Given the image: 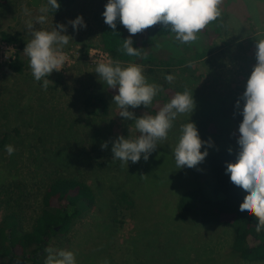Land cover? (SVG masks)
I'll return each instance as SVG.
<instances>
[{
    "label": "rangeland",
    "instance_id": "rangeland-1",
    "mask_svg": "<svg viewBox=\"0 0 264 264\" xmlns=\"http://www.w3.org/2000/svg\"><path fill=\"white\" fill-rule=\"evenodd\" d=\"M107 3L108 0H75L59 15L47 13L43 24H36V17L42 14L39 9L46 6V0H9L0 5V36L3 32L18 34L24 43L22 48L16 46L13 61L21 64L20 71L0 64V140L6 135V145L15 149L12 155L7 153L6 145L0 149V198L5 197L3 189L15 181L24 187L28 204L22 225L29 230L40 209V189L50 178L73 176L91 184L97 205L84 211L68 234L55 237L47 247L73 252L76 264H264L245 261L234 252L232 229L204 225L194 218L183 223L174 212L179 193L189 186L212 196L213 182L207 166L210 153L231 148L238 154L239 132L229 107L235 97L243 95L257 63L256 41L264 39V0H223L220 17L198 34L195 43L176 40L175 47L168 44L171 40L163 38L155 46L154 52L159 51L163 58L172 56L174 61H180L173 66L172 84L176 83L178 92L192 93L195 107L192 113L177 116L167 139L157 142L147 161L143 154L135 164L118 161L121 164L115 174L92 169L96 163L106 161V156L95 158L90 144L83 139L94 122L84 112L82 99L88 86L103 85L89 53L101 49L102 14ZM78 16L83 17L86 28L76 31L68 21ZM30 22L34 30L47 31L64 24L67 31L63 34L72 37L63 47L68 57L64 68L52 72L48 77L52 84L46 89L43 79H34L29 58L23 54L31 38ZM120 66L126 68L129 64ZM142 68L151 84L147 67ZM165 95L164 91L158 92L153 103L166 104ZM112 104L110 135L115 140L120 136L135 139L139 133L134 121L119 116L120 109L113 99ZM128 110L137 118L151 114L143 105ZM188 122L194 123L201 140L210 141L212 146L201 148L208 155L196 167L179 169L173 152L181 125ZM208 122L218 132L215 137L210 136ZM81 157L91 158L90 163L81 164ZM110 188L133 193L135 207L130 211L112 208L106 197H111ZM4 211L0 206V220ZM47 255L46 252L45 261Z\"/></svg>",
    "mask_w": 264,
    "mask_h": 264
},
{
    "label": "clouds",
    "instance_id": "clouds-1",
    "mask_svg": "<svg viewBox=\"0 0 264 264\" xmlns=\"http://www.w3.org/2000/svg\"><path fill=\"white\" fill-rule=\"evenodd\" d=\"M222 2L223 0H108L102 15L104 23L113 32L119 19L130 34L128 39L123 40V50L129 56H139L140 50L133 47L131 36L159 23L170 27L177 41L183 44L195 43L199 39L198 34L220 17ZM59 8L57 0H48V4L39 9L42 14L36 17V24L45 23L47 13ZM25 12L28 13L27 8ZM68 24L76 31L86 28L82 16L68 21ZM33 25L31 22L28 24L31 38L26 43L23 54L29 58L34 79H43L42 86L46 89L52 84L48 79L52 72L64 68L68 57L63 47L69 44L72 37L63 34L67 31L64 24H57L51 31L34 30ZM255 47L257 63L247 80L243 95L235 104V114L242 116L236 141L239 151L236 162L226 165V174H230V181L246 193L239 211L255 218V230L260 233L264 230V39L256 41ZM95 73L110 89L116 90L113 102L120 109L119 116L133 120L139 133L135 139L120 136L112 142V158L123 164L128 165L129 161L134 164L139 162L142 154L147 161L156 150L157 142L167 139L177 116L194 110L193 95L185 90L177 92L156 115L144 114L137 118L128 109H136L141 105L150 107L154 97L162 91V86L148 83L142 66L137 64L122 68L119 61L99 62ZM45 77L47 78L44 79ZM174 79L172 75L165 76L168 83H172ZM205 145L212 146L210 141L201 140L194 123L181 125V135L173 152L176 166L179 169L185 166L196 167L208 155L206 150L201 152ZM5 147L9 155L15 151L11 145ZM101 148L107 149L108 142L103 143ZM228 151L231 154L232 149L229 148ZM46 252V264H76L75 255L71 251L49 247Z\"/></svg>",
    "mask_w": 264,
    "mask_h": 264
},
{
    "label": "trees",
    "instance_id": "trees-1",
    "mask_svg": "<svg viewBox=\"0 0 264 264\" xmlns=\"http://www.w3.org/2000/svg\"><path fill=\"white\" fill-rule=\"evenodd\" d=\"M9 0H0L4 6ZM60 8L50 10L48 14L59 15L67 11L75 0H57ZM48 0H46V5ZM129 32L123 25L116 21V29L113 32L104 23L100 32L101 49L107 53L110 60L123 64H137L145 66L152 83L162 86L166 93V103L170 102L178 91L176 83H168L165 76L173 75V66L180 64L173 57L163 58L160 52H154L155 46L160 44L163 38L171 40L170 46L177 47L176 39H172L173 33L170 27L157 24L141 33L131 36L133 47L140 50L139 56H129L123 50V40L128 39ZM1 41L16 44L17 47L24 46L23 40L18 34L1 33ZM169 55V53H168ZM21 65V64H20ZM15 62L7 64L12 71L18 72L21 66ZM103 85L88 86L82 99L83 110L88 117L93 118L91 132L84 142L90 144V152L95 158L106 156L104 162L96 163L92 169L102 170L106 173H116L119 164L118 159H113L112 142L115 139L110 135L109 128L112 121L111 107L113 95L117 92L110 89L104 82ZM95 87V88H93ZM113 96V97H112ZM241 96L235 97L229 107V115L237 128L242 122V116L235 114V104ZM155 102V100H153ZM165 105L164 101L153 103L147 110L151 115L156 113ZM243 106V101H241ZM105 118L108 120H105ZM105 120V121H104ZM210 136L218 135L216 128L210 125ZM207 126V123H205ZM109 127V128H108ZM126 138V137H125ZM8 137L5 135L0 140V149L7 144ZM83 142V143H84ZM108 142V148L102 150L101 145ZM66 148V146H65ZM236 154L228 149L220 148L210 153L207 157L208 170L212 176V196H207L201 188L189 186L181 191L175 203L174 212L176 218L183 222H189L192 218L204 225L228 227L233 231L232 249L239 257L249 262L264 261V230L257 233L255 225L257 221L251 214L241 213L239 205L243 202L245 195L240 187L230 181V174H226V165L236 162ZM80 163H90L91 158H80ZM191 187V188H190ZM112 194L106 196L112 208L119 206L125 211L135 207V195L127 189L110 188ZM24 187L17 181L3 189L5 197L0 198V206L5 208L0 220V264H46V249L52 239L57 236L68 234L74 225L82 218L84 211H89L97 205L95 189L85 179L73 176H58L50 178L39 192V212L34 217L29 230L23 228V214L27 208L28 197L25 196Z\"/></svg>",
    "mask_w": 264,
    "mask_h": 264
},
{
    "label": "built area",
    "instance_id": "built-area-1",
    "mask_svg": "<svg viewBox=\"0 0 264 264\" xmlns=\"http://www.w3.org/2000/svg\"><path fill=\"white\" fill-rule=\"evenodd\" d=\"M16 44H9L4 41H0V64L1 63H10L15 60V51H10L12 49L15 50ZM10 51V52H9ZM14 53V55H13ZM90 60L93 64H98L99 62H107L110 60L107 53H105L102 49H93L90 51Z\"/></svg>",
    "mask_w": 264,
    "mask_h": 264
}]
</instances>
